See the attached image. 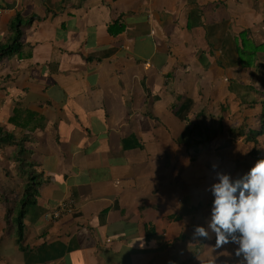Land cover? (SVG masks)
<instances>
[{"label":"crops","instance_id":"1","mask_svg":"<svg viewBox=\"0 0 264 264\" xmlns=\"http://www.w3.org/2000/svg\"><path fill=\"white\" fill-rule=\"evenodd\" d=\"M242 1L0 0V41L15 12L27 19L8 78L0 79V101L15 96L43 116L26 125L37 130L39 195L22 221H5L0 202V264L209 259L208 188L216 172L236 179L250 168L234 160L249 151L213 122L214 100L205 106L231 95L210 28L221 16L245 19L248 10L261 17ZM5 104L7 117L14 103ZM185 119L193 130L182 137ZM57 211L61 217L44 221ZM195 226L209 238L193 239ZM235 247L214 252L216 264H236Z\"/></svg>","mask_w":264,"mask_h":264},{"label":"trees","instance_id":"2","mask_svg":"<svg viewBox=\"0 0 264 264\" xmlns=\"http://www.w3.org/2000/svg\"><path fill=\"white\" fill-rule=\"evenodd\" d=\"M261 3L264 6V1ZM23 23L22 14L15 12L7 22L6 29L8 33L6 37L0 41V62L4 67L0 71V79L2 81H6L8 78V76H5V71L7 72L9 69L6 59L10 54L16 52L17 47L20 45V38L23 34L21 26ZM191 26H193L192 23L188 25V27ZM242 33L239 35L241 36L240 38L238 36L236 49L240 59V66L251 70L252 82L239 86L230 82V85L227 87L232 95L230 99L227 97L223 98L219 103L218 100L209 98L205 106L211 100H214V107L219 110L215 109L210 113L213 122L218 125L219 130H226L232 138L238 140L242 145V149L249 151L250 157H252V160L254 159L253 162H256L264 158L258 149L260 138L264 136V89H261L257 84L259 82L264 84V72H259L261 66H258L260 55L263 56L264 52H259L257 45L251 42L248 37H243ZM259 63L262 65V61L259 60ZM250 95H254L252 101L243 102V99ZM2 101L0 102L2 103ZM226 101L238 102V105H244V111L246 112L244 118L252 116L253 126L248 128L244 119H241L240 116H234L229 111V106L224 105L228 104ZM19 105L20 103L15 101L10 115L2 119L1 122L4 123L0 124V202L6 204L5 221H9L8 219H12L11 221H22L26 206L34 204L33 195L29 196L30 198L27 197L25 200L22 199L18 204L22 208L25 206V208L13 216L12 206L8 205L10 203L9 197L19 193L23 184H26L27 190L32 189L38 192L42 183L36 170L38 163L30 162V160L26 159L27 151L30 150L27 144L33 140L37 130H35L34 126L28 127L26 125L36 126L37 124H41L43 116L32 109L19 107ZM217 110L218 113L216 112ZM203 114L204 110L200 111V115L203 116ZM19 117L23 122L22 128L19 123ZM188 124L189 122L186 121V127L181 133L182 137H187L192 133L193 128H189ZM10 125L14 128H11ZM4 190H8L10 194L4 193ZM49 217L58 219L61 215L57 217L46 215L43 217L44 221H49ZM18 232L17 228L16 237Z\"/></svg>","mask_w":264,"mask_h":264},{"label":"clouds","instance_id":"3","mask_svg":"<svg viewBox=\"0 0 264 264\" xmlns=\"http://www.w3.org/2000/svg\"><path fill=\"white\" fill-rule=\"evenodd\" d=\"M216 178L208 188L213 196L208 229L215 234V244L203 264H216L219 256L213 253L228 244L236 245V264H264V158L239 178L221 172ZM197 237L209 238L208 230L195 226L193 239ZM223 252L225 257L233 254Z\"/></svg>","mask_w":264,"mask_h":264},{"label":"rangeland","instance_id":"4","mask_svg":"<svg viewBox=\"0 0 264 264\" xmlns=\"http://www.w3.org/2000/svg\"><path fill=\"white\" fill-rule=\"evenodd\" d=\"M238 1L240 3L243 2L242 0H238ZM251 1L253 2L254 10L256 12H258V14L261 17H257L254 12L248 10L247 17L245 19H241L240 17H227L226 15L224 16V18H222V16H221L219 18V20H216V24H214L210 28V31H212V33L214 35V37H213L214 41L220 47V52L215 51L216 48L212 49L211 52L214 55H216L218 57V59H220L223 62L225 72L227 74V78H229L228 81H230V82H232L238 86L239 85H246V84H249L252 82L251 70L242 68L240 66V59H239L238 52L236 49L237 40L241 37V36H239L240 33L243 32L242 33L243 37H248V39L251 42L255 43L257 45V49L259 52L260 51L264 52V21L262 20V18H264V6L263 5H262V7L258 6L260 3V0H248V2H251ZM261 1H264V0H261ZM220 11L222 13L221 8H220ZM26 20L27 19H25L22 16V21H26ZM223 22H225V23H223ZM225 26H227V30L229 29L230 32H227V30H226L225 34L222 35L219 33L218 28L223 27V29H224ZM22 28H23V26H22ZM238 36H239V38H238ZM49 52H50L49 50L44 49V50H41L39 53L42 55H46ZM262 55L263 56L260 55V59H259L260 61H262V65L259 63V60H258V66H261L259 69V72L262 71V73H263L264 72V67H263L264 66V54H262ZM6 60H8V58ZM3 68L4 67L0 62V71H2ZM257 84H258V86H260L261 89L262 88L264 89V84H262L261 82H259ZM263 95H264V91H263ZM231 96L232 95H229L227 98L230 99ZM253 96L254 95L247 96L246 98L243 99V102L252 101ZM6 99L7 100L6 101L3 100L2 104H1L0 124L4 123V122L2 123L1 120L5 118L4 113L2 112V106L6 105L5 102H13L14 103L15 101L18 100V98H16L15 96H13L11 98H6ZM226 102H228V104H224V105L229 106V111L232 114H234V116H236V117L240 116L241 119H244L248 128L253 126L252 116H248V117L244 118V116L246 115V112L244 111V108H245L244 105H238L237 104L238 102H231V101H226ZM6 106L8 107V105H6ZM19 107L26 109V108H29V104L22 101L21 104L19 105ZM233 139H235V138H233ZM261 139H263L262 143L264 145V138H261ZM235 141H238V140H235ZM33 143H34V140L27 144V147L30 148V150L27 151L26 159L30 160V162H35L34 161L35 159H33L32 155L35 154L34 150H37L34 148ZM234 146L236 148H239L240 152L243 150L240 142L238 144H234ZM260 148L263 149V153H264L263 146H260ZM250 155L251 154L248 153L247 157H245L241 153L240 155L236 156L234 158V160L236 163H241L245 167H247V166L251 167L253 165L254 159L252 160V157H250ZM213 158H217V154H214ZM27 160H25V162H27ZM36 163H37V161H36ZM209 170L212 171L213 168L210 167ZM48 192L50 194H53L54 190L49 189ZM4 193L8 194L9 191L4 190ZM35 194L39 195V192L34 191L32 189L27 190L26 184H23L21 186V190L19 193L14 194L12 197H9L10 203L8 205L12 206L13 216L17 215L18 211L25 208V206H24V208L20 207L18 202H21L22 199L25 200L27 197H29V196L31 197L32 195H35ZM33 197H32V199H33ZM69 204H72V202H69ZM1 220L4 221V219H1Z\"/></svg>","mask_w":264,"mask_h":264},{"label":"built area","instance_id":"5","mask_svg":"<svg viewBox=\"0 0 264 264\" xmlns=\"http://www.w3.org/2000/svg\"><path fill=\"white\" fill-rule=\"evenodd\" d=\"M59 215L58 211L54 213V216L57 217Z\"/></svg>","mask_w":264,"mask_h":264}]
</instances>
